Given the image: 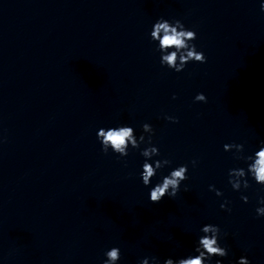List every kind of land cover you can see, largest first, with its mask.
I'll return each mask as SVG.
<instances>
[{
	"label": "clouds",
	"instance_id": "9594fccd",
	"mask_svg": "<svg viewBox=\"0 0 264 264\" xmlns=\"http://www.w3.org/2000/svg\"><path fill=\"white\" fill-rule=\"evenodd\" d=\"M261 11L264 12V3L260 5ZM152 41L157 42L156 51L160 55L161 66H166L176 72H181L185 69L189 62L206 63L207 57L202 51H198L196 45L192 41L197 39V34L194 30H189L180 20L169 21L160 17L153 24L150 32ZM175 95L173 99H175ZM197 102H207V97L203 93H198L195 96ZM165 119L176 123L175 117L166 116ZM144 133H148L147 141L142 134L137 138L135 130L131 126L121 125L115 127L99 128L97 131V140L101 144V150L104 154H108L109 150L118 155V157H127L129 148L140 149L141 144L147 143L149 146L141 150L140 154L145 158L142 165L141 179L145 187L151 184L152 178L157 174V171L171 164L168 159H157L153 163H149L153 157L159 156L158 147L152 144V135L154 134L153 127L145 123L142 125ZM3 140L0 139V143ZM225 151H234V158L242 159L247 163L245 168H233L229 170L228 183L235 191L248 189L251 187L248 177H251L256 184L264 186V140L260 142L259 150L255 151L254 155L243 156L244 144L231 143L224 145ZM192 164L195 166L196 161ZM188 166L180 165L172 169L168 175L162 177V182H158L150 188L149 202L158 204L164 197L174 199L180 191L181 183L187 180ZM210 191H214L217 196H222L223 193L215 188L214 185L209 186ZM187 191V187H185ZM244 203L248 202L247 196H241ZM264 205V197L258 201ZM228 202L225 201L220 205L221 209L230 211L227 208ZM257 216H264V206L256 208ZM200 231L203 233L195 245V255H189L185 258L173 259L166 258L163 264H212L213 257H226L228 249L220 244L221 229L218 225L205 224ZM106 259L103 264H117L121 258L119 247H112L104 253ZM152 264H159L157 257H151ZM139 264H149V258H144L139 261ZM215 264H222L221 259H216ZM236 264H251L246 256H241Z\"/></svg>",
	"mask_w": 264,
	"mask_h": 264
}]
</instances>
